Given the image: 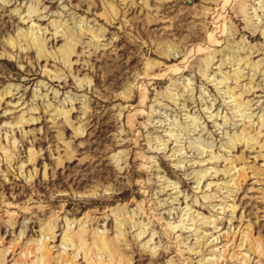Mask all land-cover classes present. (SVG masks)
<instances>
[{
	"label": "rangeland",
	"instance_id": "rangeland-1",
	"mask_svg": "<svg viewBox=\"0 0 264 264\" xmlns=\"http://www.w3.org/2000/svg\"><path fill=\"white\" fill-rule=\"evenodd\" d=\"M0 264H264V0H0Z\"/></svg>",
	"mask_w": 264,
	"mask_h": 264
}]
</instances>
